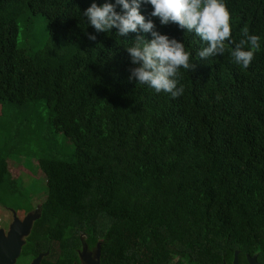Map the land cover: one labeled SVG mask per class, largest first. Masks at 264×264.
Listing matches in <instances>:
<instances>
[{"label":"trees","instance_id":"obj_1","mask_svg":"<svg viewBox=\"0 0 264 264\" xmlns=\"http://www.w3.org/2000/svg\"><path fill=\"white\" fill-rule=\"evenodd\" d=\"M93 2L106 0H0V101L42 102L52 133L74 151L99 149L87 175L64 188L70 154L54 144L33 152L46 192L13 264L39 254V264H78L97 243L98 264H222L234 249L264 264V0H225L231 40L207 61L197 55L206 42L141 4L195 65L180 69L177 98L129 79L137 65L125 46L151 34L97 32L83 15ZM28 12L48 25L50 44L37 50L18 44ZM245 28L260 48L242 68L230 50ZM9 155L0 147V188Z\"/></svg>","mask_w":264,"mask_h":264},{"label":"clouds","instance_id":"obj_2","mask_svg":"<svg viewBox=\"0 0 264 264\" xmlns=\"http://www.w3.org/2000/svg\"><path fill=\"white\" fill-rule=\"evenodd\" d=\"M151 5V17L158 18L161 25L177 24L186 33L194 32L206 42V47L197 55L201 60L222 55L225 42L231 40V13L225 0H106L102 5L93 2L84 10L83 15L97 32H112L126 37L130 32L150 33L148 40L142 35L133 39V43L125 46L133 64L129 79L137 84H147L157 93H170L172 97H180L184 92L183 85L177 87L181 77L180 69L190 71L195 65L190 63V53L183 42L162 34L153 19H146L141 13V4ZM117 5L121 11H117ZM242 38L235 43L230 55L234 63L242 68L249 67L254 52L260 48V38L250 34L247 28L242 30ZM95 39V35H90Z\"/></svg>","mask_w":264,"mask_h":264},{"label":"rangeland","instance_id":"obj_3","mask_svg":"<svg viewBox=\"0 0 264 264\" xmlns=\"http://www.w3.org/2000/svg\"><path fill=\"white\" fill-rule=\"evenodd\" d=\"M18 28V44L23 48L37 50L49 43L48 25L40 15L28 12L18 20ZM47 118L48 109L42 102L19 107L0 101V125L10 126L6 131L0 126V147L6 146L10 153L9 175L0 188V235L8 241L16 237L20 244L24 242L46 192L45 176L32 155L34 151L54 144L55 150L70 154L60 173L61 188L80 182L97 159L98 148L74 151L62 133L51 132ZM98 246L81 249L78 264H97ZM139 264L145 263L141 260Z\"/></svg>","mask_w":264,"mask_h":264},{"label":"water","instance_id":"obj_4","mask_svg":"<svg viewBox=\"0 0 264 264\" xmlns=\"http://www.w3.org/2000/svg\"><path fill=\"white\" fill-rule=\"evenodd\" d=\"M21 245L22 243L20 244L16 237L8 241L4 236L0 235V264H13L20 253ZM41 255L39 254L34 258L30 264H39Z\"/></svg>","mask_w":264,"mask_h":264},{"label":"flooded vegetation","instance_id":"obj_5","mask_svg":"<svg viewBox=\"0 0 264 264\" xmlns=\"http://www.w3.org/2000/svg\"><path fill=\"white\" fill-rule=\"evenodd\" d=\"M28 209V208H27ZM35 208H33L34 210ZM24 211L26 209H23ZM23 211V212H24ZM38 211V210H37ZM22 212V213H23ZM38 214V212H37ZM86 247V246H85ZM83 247V249L85 248ZM95 247V246H94ZM87 248V247H86ZM90 249V248H87ZM93 249V248H91ZM90 249V250H91ZM99 249V246H98ZM257 254L253 253V254H249L248 252H245L244 254L241 252L240 249H234L232 251V257L230 259H225L222 264H262L260 261H258L257 259ZM25 264V263H24Z\"/></svg>","mask_w":264,"mask_h":264}]
</instances>
